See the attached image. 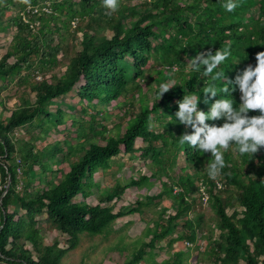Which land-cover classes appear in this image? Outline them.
Wrapping results in <instances>:
<instances>
[{
	"label": "trees",
	"instance_id": "obj_1",
	"mask_svg": "<svg viewBox=\"0 0 264 264\" xmlns=\"http://www.w3.org/2000/svg\"><path fill=\"white\" fill-rule=\"evenodd\" d=\"M224 2L119 0L118 11L108 15L102 0H30V4L0 0V32L13 29L0 56V91L9 85L14 93L20 90L18 104L6 117L0 114V264H61L79 235L103 234L117 220L142 216L144 208H156L166 199L171 204L158 208L153 228L145 230L148 241L122 264H146V256L154 257L151 251L164 240L173 254L159 264H184L190 247H200L203 216L198 213L190 219L188 214L203 205L201 185L208 192L207 204L218 231L215 239L214 229L209 237L200 236L211 241L205 245V257L213 264H264V148L251 156L238 154L233 146L224 152L225 167L213 179L208 175L210 153L180 144L179 137L192 130L175 117L177 102L187 93L200 97L198 110L206 113L215 99L226 98L221 92L224 82L216 80L217 96L204 103L203 91L212 83L211 77L203 75L202 67L184 72L188 59L230 44L231 56L213 74L224 72L227 80H233L247 65L255 66L256 53L264 51V0H235L239 6L233 12L225 11ZM67 39L75 41L70 56ZM151 59L161 68L149 71ZM61 65V73H50ZM35 76L41 78L35 81ZM169 80L176 81L175 87L159 99L160 85ZM27 93L33 94L32 102L25 98ZM69 93L78 99V118L61 109H72L60 100ZM239 95L237 90L227 98L238 107ZM111 101L119 117L108 113ZM66 117L75 129L74 137L70 139L64 127L61 141L47 143L49 133L60 132L57 128ZM110 118L122 119L113 124V134L107 129ZM207 123L220 125L223 120ZM18 131L22 135L16 136ZM118 154L148 160L149 175L124 183L115 178L109 187L93 182L94 173L119 162ZM179 160L183 166H178ZM62 164L65 172L59 167ZM154 182L161 188L156 195L141 196L143 200L113 211V201L126 189L147 190ZM93 193V206L72 201L77 195L85 199ZM41 218L68 236L66 248L59 247L58 240L44 242L37 227Z\"/></svg>",
	"mask_w": 264,
	"mask_h": 264
},
{
	"label": "rangeland",
	"instance_id": "obj_2",
	"mask_svg": "<svg viewBox=\"0 0 264 264\" xmlns=\"http://www.w3.org/2000/svg\"><path fill=\"white\" fill-rule=\"evenodd\" d=\"M134 1H132L130 4H133ZM6 16V13H5ZM255 16V14H254ZM74 25H76V22L73 21ZM72 30V26H70ZM13 33V29H7L3 32H0V56L3 55L5 52L9 41L10 36ZM105 36H109V31H105L103 33ZM77 39H79V35L76 36ZM77 41V40H76ZM66 46H68L69 50L67 52L68 56H70L73 51H75V47L73 46L75 41H71L70 39H67L65 42ZM59 59L64 62V58ZM13 59H9L8 62L11 63ZM147 66H149V71L160 69L161 67H157V64L151 59ZM188 66L184 69V72L187 71ZM63 70V66L56 67L52 69L50 73H61ZM151 76L153 77L154 74L151 73ZM41 77L35 76L34 80L38 81ZM151 89H155V84L153 82L150 83ZM13 85L7 86V90L0 91V97L4 100V107L5 110L1 111L0 114L2 117H6L9 114V111L13 109L18 104V100L16 96L20 94V90H18L16 93L13 92ZM25 98L28 99L29 102L33 101V94L27 93L25 95ZM126 99H129V95L126 96ZM64 104L72 107L71 110L66 109L65 107L61 106V109L64 111L66 115H72L75 118H78L79 115V108L80 105L77 103V97L73 93H69L66 96H64L62 99H60ZM120 101V99H119ZM115 102L111 101L109 105L106 106V109L109 114L111 115H117L118 117L120 115V111L114 108ZM135 106V103H134ZM2 106H0L1 109ZM51 111H54V106L49 107ZM2 112V113H1ZM131 112V111H130ZM86 119V118H85ZM126 119V118H124ZM110 123H107V129L110 130V133H114V127L113 124L122 123L121 118H110ZM70 118L66 117L64 124L58 126V130L60 132H50L47 139L45 140L47 143L54 142V141H61V139L66 135V132L64 130L67 129L68 137L72 139L75 135V129L74 127H70ZM122 132L121 128L119 130ZM22 135L21 131H18L15 133V135ZM36 147H41L42 143L36 142ZM140 146V142L138 140L135 141L134 147L137 148ZM135 154L134 158L128 159L127 156L121 157L120 154H118V158L120 157V160L116 164H111V166L101 172H96L92 176V181L95 183H98L100 186H106L109 187L113 179H119L120 183H124V181H127L129 178H137L138 176H148L149 170L146 166L148 163V160L142 161L140 158H138ZM119 164V165H118ZM178 166H183V161H178ZM63 172L67 170L66 164H62L59 166ZM52 169L54 170L55 167L53 166ZM188 172H192L189 169H187ZM161 181H164L163 178L160 179ZM154 181V180H153ZM36 182H34L33 185H35ZM161 188H159V185L157 182H154L153 185L149 189H142L137 190L135 188H128L124 191L123 195L118 199L117 201H113V211H117L119 207H128L129 205H133L134 202L138 199H144L141 196H153L156 195ZM217 191L216 193H218ZM221 199L224 201L226 194H221ZM73 202H84L89 206H93L96 204V198L95 193L88 196L87 198L83 199L79 195L75 196L72 200ZM171 204L170 199L163 200L158 207L153 208L152 206L144 208V213L142 216H139L137 214L127 216L124 218H121L117 220L110 228H107L103 234L95 235V236H89L85 233L79 235L78 242L76 247L67 252L66 255L63 257L61 264H95V263H101V264H122L124 261L128 260L132 253L140 247V243H144L148 241V238L145 237V230L146 228H153L154 221H157L158 219V208L163 206H169ZM209 204V202H208ZM201 205V207H196L195 212H190L188 214V217L191 219L196 214H201L203 216V227L201 234L199 233V241L198 245H200L198 252L195 249V247H190L189 256L184 261V264H213L212 261H210L207 257H205L204 253L208 250V247H205V245H210L211 241L203 240L200 238L201 235H207V237L210 236V229L212 230V239H215L218 237V231L214 227V214L209 207V205ZM241 211L242 208L238 209L237 211ZM170 212H174L175 210L172 208H169ZM226 212L228 214L231 213V210L228 208L226 209ZM41 220H39L37 227L40 229L41 235L44 239V242L46 244H49L52 240H58L59 241V247L66 248V240L68 239V236L63 235L59 233L54 228L48 227L46 223H44ZM179 232L178 230L175 231ZM140 240V241H139ZM139 241V242H138ZM166 242L160 241V243L157 244V246L151 251V254L154 255L152 258H146L148 261L146 264L149 263H162L163 261H168L171 259L173 250L168 249L165 245ZM178 244H175L173 247H177ZM183 252H187V247H184L181 245L179 247ZM204 251V253H203ZM138 264H143V262H140Z\"/></svg>",
	"mask_w": 264,
	"mask_h": 264
},
{
	"label": "clouds",
	"instance_id": "obj_3",
	"mask_svg": "<svg viewBox=\"0 0 264 264\" xmlns=\"http://www.w3.org/2000/svg\"><path fill=\"white\" fill-rule=\"evenodd\" d=\"M23 2L30 4V0ZM102 3L108 15L118 11L119 0H102ZM238 6L235 0H225L222 4L227 12L235 11ZM230 56L229 44L223 50L217 49L213 52L208 49L188 59L187 66L190 69L201 71L202 67L203 75L211 77L212 83L203 91L206 97L204 103L207 104L217 96L216 80L222 79L224 82L221 92L226 98L215 99L206 113L198 110L200 97L187 93L177 102L178 111L175 112L176 120L186 129L192 130L190 134L186 131L179 137L180 144H187L203 153H210L213 162L208 165V175L213 179L218 177L221 169L225 167L224 152L233 146L238 154L251 156L264 148V51L256 53L255 66L247 65L233 80H227L224 72L213 74L214 70ZM177 70V68L172 69L173 72ZM175 85V80L162 83L158 93L159 99ZM237 90L240 94L238 107L235 106L232 98H227ZM256 111L259 115H248L249 112ZM221 120L223 123L220 125L207 123ZM217 191L219 190L215 189L214 193Z\"/></svg>",
	"mask_w": 264,
	"mask_h": 264
},
{
	"label": "built area",
	"instance_id": "obj_4",
	"mask_svg": "<svg viewBox=\"0 0 264 264\" xmlns=\"http://www.w3.org/2000/svg\"><path fill=\"white\" fill-rule=\"evenodd\" d=\"M205 186L201 185V188H200V197H201V201L203 203V205H207L208 203V200H209V195L207 193V191H205ZM217 188L220 189L221 188V185L219 183H217Z\"/></svg>",
	"mask_w": 264,
	"mask_h": 264
},
{
	"label": "water",
	"instance_id": "obj_5",
	"mask_svg": "<svg viewBox=\"0 0 264 264\" xmlns=\"http://www.w3.org/2000/svg\"><path fill=\"white\" fill-rule=\"evenodd\" d=\"M8 184H9V177L7 178V183H6V186H5V190L7 189Z\"/></svg>",
	"mask_w": 264,
	"mask_h": 264
}]
</instances>
